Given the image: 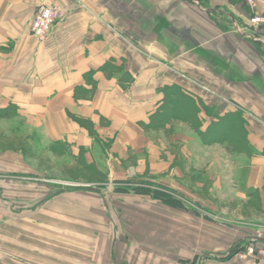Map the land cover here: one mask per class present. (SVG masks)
<instances>
[{"label": "crops", "instance_id": "obj_1", "mask_svg": "<svg viewBox=\"0 0 264 264\" xmlns=\"http://www.w3.org/2000/svg\"><path fill=\"white\" fill-rule=\"evenodd\" d=\"M41 1L0 0L1 139L26 141L28 161H35L38 148L60 143L72 150L71 158L82 150L87 162L111 179L152 178L178 191H185L184 185L205 188V180L194 182L204 172L206 189L223 184L237 206L257 208L258 216L244 217L264 227V29L251 25L253 11L244 0H60L65 15L40 40L30 27ZM254 12L264 14V0ZM168 85L180 86L211 109L209 119L240 114L246 145L203 144L183 119L153 127L150 116ZM23 159L18 146L0 151V174L4 163ZM216 162L220 174L211 182ZM5 193L0 175V226ZM134 198L139 206L132 203L121 214H92L100 228L86 236L95 247L101 244L93 249L101 261L264 264V258H226L245 235L237 228L196 234L174 223L164 205L157 204L161 211L152 214L147 198ZM173 215L198 219L189 212ZM152 223L162 240L148 238ZM163 236L187 238L190 244L183 249ZM2 241L0 264H5ZM258 241L264 245V237ZM154 252H160V261Z\"/></svg>", "mask_w": 264, "mask_h": 264}, {"label": "rangeland", "instance_id": "obj_2", "mask_svg": "<svg viewBox=\"0 0 264 264\" xmlns=\"http://www.w3.org/2000/svg\"><path fill=\"white\" fill-rule=\"evenodd\" d=\"M198 103L201 104L198 114L202 112L200 114L202 118L199 119L202 126L206 128L209 125H204L202 122L205 117L206 120H209V124L218 119H214V117L209 119L214 112H211V109L207 107L204 108L200 101ZM4 112L5 110H0V115ZM205 114L207 115L205 116ZM232 114L235 113H227L220 121L224 120L230 126L233 125ZM227 132L229 133V130ZM196 133L198 134L197 131ZM228 137L233 140L230 139L231 141L229 140L227 143L235 144L233 133ZM25 142L19 140L17 143L0 137V151L15 149L18 146L24 157L21 162L14 163L15 165L10 162L9 164L4 163V172L0 174L4 177L6 188L4 226H0L3 229V237L0 236V240L1 238L3 240L2 250L5 264H109L108 259L101 261V254L93 250L101 244L97 243L95 247L92 239H88L86 236L89 230L96 232L100 228V226L97 228V222H91L92 214L94 216L96 213L100 215L106 213L121 214L125 208L132 206V203L133 208L139 206L138 202H134V197L147 198L151 203L147 209L152 214L160 213L161 209H157V204L164 205L165 211L163 212L171 216L174 223L186 225L196 234L204 229L213 234H218L222 227L224 229L225 227L237 228L242 231L245 235L233 248H229L227 259L233 256L239 259H246L247 257L264 258V245L258 241L259 238L264 237V227L244 217L247 214L248 216H258L257 208L246 205L237 206L236 201L227 195V189L224 188L223 184L222 187L206 189L210 182L205 177L204 172V174L201 172L196 174L194 182L200 179L202 183L205 180L206 182L203 183L205 188L202 187L198 190L190 188L188 190L187 186L184 185L185 191H178L162 185L165 190L156 189L161 184L152 178L145 179L148 182L147 185L132 183L138 180L134 176L122 179L123 182H120L122 181L120 179H111L106 174L99 173L92 166V163H88V159L84 158L82 150H79L78 157L71 158L72 150L60 143L48 148L42 146L40 147V149L43 148L41 151L38 148L35 161L33 159L28 161L27 153L30 150L27 149ZM202 143L213 144V142L204 143L203 141ZM48 149L52 150L53 153L45 154L44 151H48ZM212 152L217 153L218 150L212 148ZM61 154L68 157L67 162L61 161ZM216 166L217 168L212 169L216 177L210 179L211 182L218 179L220 174L218 162L213 167ZM127 179H130L131 183H124V180ZM194 182L192 181V183ZM33 193L35 199L29 202L28 198L31 199ZM191 196L197 199L193 201ZM177 212H189L197 216L198 219L188 221L180 219L176 215L172 216V213L176 214ZM199 216L212 223L199 219ZM153 223L155 224L154 220ZM153 223L148 238L152 236L162 240L161 235H156L160 232L156 233L155 230L158 231L159 229ZM166 238L179 244V247L183 249H187L186 244H190L186 240L187 238L178 241L163 236V239ZM202 239L208 240L204 237ZM232 251L234 254L230 256ZM154 254H152L155 257L154 260L160 261L162 257L160 252H154ZM181 259L189 261V257H181ZM196 259L194 258L195 261Z\"/></svg>", "mask_w": 264, "mask_h": 264}, {"label": "trees", "instance_id": "obj_3", "mask_svg": "<svg viewBox=\"0 0 264 264\" xmlns=\"http://www.w3.org/2000/svg\"><path fill=\"white\" fill-rule=\"evenodd\" d=\"M164 97L162 103L157 107V109L150 116V124L154 127L164 126L165 123L169 119H183L189 122L190 126L194 128L199 136L202 138L204 143H214L225 141H229L232 138L228 137L233 133L234 143L233 146L236 148V144L238 147H242L246 145L244 140L245 138V129L241 123L242 117L240 114H232L231 118L233 119V125L224 122V120L220 121L222 117H216L218 120H214L211 124H208V127H204L202 129V124L199 119V112L201 104H199V100L192 96L191 94L185 92L178 85H168L163 88ZM205 108V106H203ZM225 123V124H224ZM225 125V126H224ZM229 126V127H227ZM234 127V130H233ZM237 129L236 128H239ZM227 128V129H226ZM229 130V133L227 132ZM230 131L231 134H230ZM230 140V141H231ZM120 182H123L120 181ZM124 183H131L130 179L124 180ZM139 185H147V181L145 179H138L136 182H132ZM153 184V183H149ZM162 187V188H161ZM162 189L163 186L158 185L156 189ZM173 197V196H172ZM176 199V198H174ZM178 205V204H177ZM196 213H198L195 210ZM234 254V251L230 252V256ZM229 257V256H226Z\"/></svg>", "mask_w": 264, "mask_h": 264}, {"label": "built area", "instance_id": "obj_4", "mask_svg": "<svg viewBox=\"0 0 264 264\" xmlns=\"http://www.w3.org/2000/svg\"><path fill=\"white\" fill-rule=\"evenodd\" d=\"M80 4V0H75ZM245 4L250 10L252 15L250 23L257 29H264V14H257L255 11L258 0H244ZM65 15V9L62 7L60 0H42L36 7L32 21L31 33L38 39H44L51 28L59 22ZM252 252V250H249Z\"/></svg>", "mask_w": 264, "mask_h": 264}]
</instances>
